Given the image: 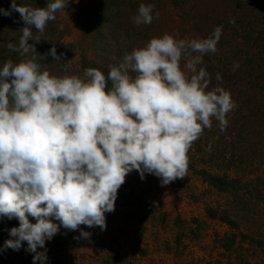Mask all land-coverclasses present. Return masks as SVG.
<instances>
[{"label":"clouds","instance_id":"9594fccd","mask_svg":"<svg viewBox=\"0 0 264 264\" xmlns=\"http://www.w3.org/2000/svg\"><path fill=\"white\" fill-rule=\"evenodd\" d=\"M68 3L30 7L11 0L0 8L4 16L19 13L25 25L18 44H7L25 58L0 64V217L18 220L0 251H18L26 242L32 264H47L45 242L61 227L80 229L85 240L91 233L81 225L104 230L105 213L114 211L133 170L141 180L156 176L162 186L184 178L192 143L213 118L223 132L235 107L222 87L208 90L209 74L199 67L216 52L221 26L206 38L153 37L125 53L107 76L92 67L83 79L41 70L28 55L37 52L29 41L40 42L32 29L42 33ZM132 19L150 24L152 5L140 4ZM47 54L61 59L54 45Z\"/></svg>","mask_w":264,"mask_h":264},{"label":"rangeland","instance_id":"374dc122","mask_svg":"<svg viewBox=\"0 0 264 264\" xmlns=\"http://www.w3.org/2000/svg\"><path fill=\"white\" fill-rule=\"evenodd\" d=\"M139 1L152 5V12L159 17L167 21L172 18L170 11L176 0ZM248 1L250 10L256 5L258 14L264 13L263 1ZM86 2L73 0L60 10L61 24L73 26ZM159 2L164 5L163 13ZM165 5L172 6L168 10ZM130 23V31L141 26L133 19ZM71 40L66 37L62 41ZM71 53L76 60V52ZM198 144L204 159L193 147L190 156L194 159H189L193 164L188 165L182 179L162 186L154 175L145 174L141 180L138 172H130L118 189L114 211L105 213L106 228L81 225L91 233L85 240L79 238L80 229L61 227L45 242L47 264H264V151L256 150L260 145L254 141L239 144L235 151L241 149L242 161H235L226 170L208 158V145ZM197 168L212 173L226 171L237 182L225 192L217 191L203 180ZM28 218L35 222L33 217ZM5 219H0V246L10 238L7 230L18 226L15 218ZM232 237L235 251H227L224 244ZM25 248L23 242L18 251H0V264H32L33 254Z\"/></svg>","mask_w":264,"mask_h":264},{"label":"trees","instance_id":"16d2710c","mask_svg":"<svg viewBox=\"0 0 264 264\" xmlns=\"http://www.w3.org/2000/svg\"><path fill=\"white\" fill-rule=\"evenodd\" d=\"M71 1L73 0H69V3ZM76 1L80 3L82 0ZM232 1L176 0L173 6L165 5L168 10L172 6V18L168 21L166 17H159L152 12L150 24L130 31L128 27L131 15L136 14L139 0H87L79 9L73 26L61 24L59 10L55 14L56 18L47 23L42 33L33 27V35H38L40 42L29 41L34 43L37 52L28 55L36 56L41 70H47L52 76H77L83 79L84 71L89 67L96 68L107 76L110 67L116 65L125 53L144 47L153 37L169 34L176 39L206 38L217 26H221L222 34L216 45V52L205 54L199 67H203L209 74L208 90L216 86L222 87L230 93L235 107L226 114L228 123L225 130L221 132L218 122L213 118L212 127L205 128L192 143L187 157L188 165L193 164L189 161L194 159L190 156V151L194 147L200 154L199 151L203 148L198 143L204 142L211 145V150L206 149L208 158L217 166L229 170L235 161H242L241 149L235 151L239 144L254 141L255 145H260L256 150L264 151V13L259 15L256 5L255 9L250 10L248 0ZM16 2L21 6L45 7L47 0ZM10 3L11 0H0V8L8 9ZM159 3L161 5L158 8L163 13L164 5ZM24 26L19 13L12 12L10 16L0 14V64L7 60L16 63L25 58L7 48L10 42L18 44L21 28ZM66 37H71L72 40L63 43L62 40ZM53 45L61 59L54 60L47 54ZM71 52H76V60ZM183 63L181 61L182 66ZM234 64L239 65L235 70ZM217 73L222 77L219 81L216 79ZM196 171L217 191L225 192L232 182H237L226 171L212 173L198 168ZM224 221L230 222L227 219ZM233 238H227L224 244L227 251H235Z\"/></svg>","mask_w":264,"mask_h":264}]
</instances>
